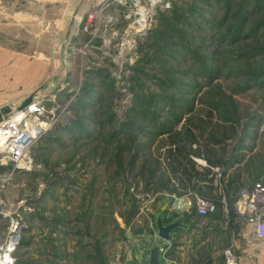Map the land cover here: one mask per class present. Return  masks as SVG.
I'll use <instances>...</instances> for the list:
<instances>
[{
	"label": "rangeland",
	"instance_id": "1",
	"mask_svg": "<svg viewBox=\"0 0 264 264\" xmlns=\"http://www.w3.org/2000/svg\"><path fill=\"white\" fill-rule=\"evenodd\" d=\"M154 1L0 0V50L46 61L35 91L49 85L48 106L64 117L36 142L32 171L0 191L26 223L17 264L62 257L51 244L63 237L84 245L73 264H147L157 234L149 209L164 191L217 203L212 219L193 221L216 248L204 264H224L238 241L241 255L264 243L226 194L264 181V0ZM175 149L195 169H218L217 194L185 178ZM209 175L198 177L206 188Z\"/></svg>",
	"mask_w": 264,
	"mask_h": 264
},
{
	"label": "built area",
	"instance_id": "2",
	"mask_svg": "<svg viewBox=\"0 0 264 264\" xmlns=\"http://www.w3.org/2000/svg\"><path fill=\"white\" fill-rule=\"evenodd\" d=\"M104 8L117 2L126 5L128 0H103ZM140 14V13H139ZM148 15V14H147ZM95 15L91 14L90 18ZM136 21L143 24V18ZM128 19L131 15L127 16ZM147 18V17H146ZM90 25V23H88ZM54 97L44 96L31 103L26 109L19 110V107L11 108L0 122V191L6 183L11 180L14 174L31 172L34 166L32 156L33 148L38 140L52 131L58 121H64V117L55 114V109L48 106L54 102ZM66 116V115H65ZM201 167L209 169L212 173L218 169L208 166L206 163L198 162ZM216 186H218L216 182ZM220 186V185H219ZM221 203L225 215L230 214L224 196L220 188ZM172 200L171 211L173 214L181 215L194 210L200 218L213 216L218 211L217 203L201 198L197 195H170ZM235 218L246 220L247 223L258 226L259 236L264 238V181L258 180L242 188L233 206ZM0 217L7 221L6 235L0 244V264H17V253L22 245L23 236L26 230V223L22 220V211L10 209L6 202L0 198ZM156 238L160 239L156 234ZM161 240V239H160ZM173 239L169 242H162L160 260L167 261L168 255L173 247ZM224 264H241L233 246L223 251Z\"/></svg>",
	"mask_w": 264,
	"mask_h": 264
},
{
	"label": "crops",
	"instance_id": "3",
	"mask_svg": "<svg viewBox=\"0 0 264 264\" xmlns=\"http://www.w3.org/2000/svg\"><path fill=\"white\" fill-rule=\"evenodd\" d=\"M48 71V65L44 59L31 58L25 54L18 52L11 53L8 51L0 50V109L6 106L11 107L12 105H21L42 84L44 79L47 77ZM185 166L186 165H184V167ZM186 167L189 173L194 175L193 177H189L184 173L186 176L185 178H187L188 181H197V187L202 192L209 190L211 192V196H213V194H217L214 186L212 185V187L210 185L212 183L213 173L209 169L198 165L196 169L193 167V172H191L190 168L188 166ZM204 171H207L211 174L208 176L210 188L204 187L205 184L206 186L208 185L206 181L198 182V177L202 176V172ZM240 190L241 189L239 188L237 192H230L229 189H227L226 191V194L230 198V205L232 207L234 206L238 198ZM163 193L164 194H162L156 202V205L152 208L150 207L149 209V219L151 224L155 226V232L158 235V230L156 227L157 219L168 221L167 223L164 221L165 225L174 223L179 220L181 221V227L172 234L173 247L169 252L168 260H161V263L204 264L206 263L203 259L205 255L203 252H205V250H209V261L207 262L210 263V261L213 259L212 253L216 248L210 249L211 247L208 244L212 241H209V237H207L206 235L201 236L200 232H195L193 221L194 219H197L201 222L204 220H210L212 219V217H214V215L207 218H200L195 214V212L189 211L175 216L171 211L172 200L170 199L169 194H165V191ZM6 229L7 221L4 218L0 217V244L5 238ZM66 229L68 228L66 227ZM64 232L65 231L61 227V234H68ZM209 235L210 237H216L215 233H210ZM62 239L64 240H61L59 242L54 241L53 244H51L54 246H57L59 244L61 246V251H63L62 257H53V253H49L50 256L46 254L44 258H39L34 263L30 264H71V255L72 257L73 254H76V256H78V252L80 250L83 253L84 245H81L79 249L77 244L71 243L66 245L65 237H63ZM155 239V245L162 244V241L160 239L156 237ZM51 245L48 242H45L44 245L40 244V246H44L46 251L50 249L52 252ZM241 245L242 244L238 241V243L236 244L237 253ZM236 248L234 247L235 252ZM245 250L246 252L244 255L238 253L241 264H264V243H249ZM80 264H83V262H81Z\"/></svg>",
	"mask_w": 264,
	"mask_h": 264
},
{
	"label": "water",
	"instance_id": "4",
	"mask_svg": "<svg viewBox=\"0 0 264 264\" xmlns=\"http://www.w3.org/2000/svg\"><path fill=\"white\" fill-rule=\"evenodd\" d=\"M51 88V86H50ZM49 85H44L39 88L37 91L32 93L19 107V110L26 109L31 103L35 102L36 100L46 96V91H48ZM11 111L10 107H4L0 109V122L3 117ZM156 227L158 230V236L162 242H169L172 240V234L181 227V222L176 221L174 223H170L168 225L164 224L162 219L156 220ZM161 244L155 245L151 248L149 253V259L147 264H162L160 260V250ZM129 264H133L132 261H129Z\"/></svg>",
	"mask_w": 264,
	"mask_h": 264
},
{
	"label": "trees",
	"instance_id": "5",
	"mask_svg": "<svg viewBox=\"0 0 264 264\" xmlns=\"http://www.w3.org/2000/svg\"><path fill=\"white\" fill-rule=\"evenodd\" d=\"M175 143V142H174ZM175 152H176V157L179 159L180 163L183 165V171L186 175H188L189 177H193L194 175L193 174H190L187 167L188 166L190 168V171L193 172V164L190 163V161L188 160V158L186 156H184L181 152V149H175ZM184 165H186L184 167ZM240 186H236V187H233V185H229L228 186V189L229 191L231 192H237L239 190ZM175 216H178L177 214H174ZM175 218V217H174ZM166 223L168 221L164 220ZM134 264V263H133Z\"/></svg>",
	"mask_w": 264,
	"mask_h": 264
},
{
	"label": "bare ground",
	"instance_id": "6",
	"mask_svg": "<svg viewBox=\"0 0 264 264\" xmlns=\"http://www.w3.org/2000/svg\"><path fill=\"white\" fill-rule=\"evenodd\" d=\"M153 1H154V0H153ZM154 3H155V1H154ZM147 14H148V11H147V10H145V9H143V8L140 10V15L142 16L143 21H145V22H147V21H146Z\"/></svg>",
	"mask_w": 264,
	"mask_h": 264
}]
</instances>
